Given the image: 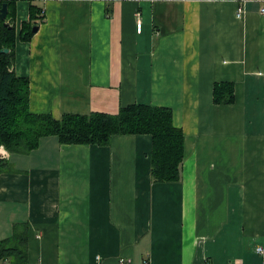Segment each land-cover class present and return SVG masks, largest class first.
<instances>
[{"label":"crops","instance_id":"crops-1","mask_svg":"<svg viewBox=\"0 0 264 264\" xmlns=\"http://www.w3.org/2000/svg\"><path fill=\"white\" fill-rule=\"evenodd\" d=\"M3 1L16 35L43 11L14 47L31 113L170 108L184 160L178 182L154 183L149 135L3 149L0 239L26 223L27 264H264V0ZM216 83L231 104H214Z\"/></svg>","mask_w":264,"mask_h":264},{"label":"trees","instance_id":"trees-1","mask_svg":"<svg viewBox=\"0 0 264 264\" xmlns=\"http://www.w3.org/2000/svg\"><path fill=\"white\" fill-rule=\"evenodd\" d=\"M7 5V19L13 8ZM44 22L42 9L29 7V20L16 35L0 21V147L12 155H27L41 139L55 137L61 145H95L105 147L113 136L149 135L152 140L150 174L154 183H176L184 160V134L174 127L170 108L129 105L117 114L93 113L87 116L64 115L60 120L29 110V82L14 73V47L17 41L29 42L32 28ZM8 52L3 53L1 50ZM233 85L216 83L213 102L228 105L234 101ZM5 161L0 160V169ZM28 226L14 224L11 235L0 239V264H27Z\"/></svg>","mask_w":264,"mask_h":264},{"label":"built area","instance_id":"built-area-1","mask_svg":"<svg viewBox=\"0 0 264 264\" xmlns=\"http://www.w3.org/2000/svg\"><path fill=\"white\" fill-rule=\"evenodd\" d=\"M236 1H238V0H236ZM260 13L264 15V6L261 8ZM239 15H240V9H238L237 16H239ZM140 27H141V25H140V23H138L137 26H136L137 32L140 31ZM0 156H1V158H6V153L3 151L2 147L0 148ZM256 253H258L259 255L263 256L264 255V249L261 248V247H258L256 249ZM117 264H132V262L130 260H128V259L120 258L118 260Z\"/></svg>","mask_w":264,"mask_h":264},{"label":"water","instance_id":"water-1","mask_svg":"<svg viewBox=\"0 0 264 264\" xmlns=\"http://www.w3.org/2000/svg\"><path fill=\"white\" fill-rule=\"evenodd\" d=\"M6 17H7V5L6 4H2L0 5V21L3 22V25L7 28H10V25H8V23L6 22ZM38 30V27L35 26L32 28V32L36 33ZM1 52L3 53H7L8 51L6 49L1 50Z\"/></svg>","mask_w":264,"mask_h":264}]
</instances>
